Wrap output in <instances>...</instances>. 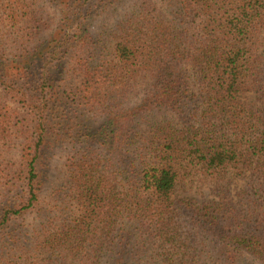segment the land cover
<instances>
[{"label": "trees", "instance_id": "trees-1", "mask_svg": "<svg viewBox=\"0 0 264 264\" xmlns=\"http://www.w3.org/2000/svg\"><path fill=\"white\" fill-rule=\"evenodd\" d=\"M0 264H264V0H0Z\"/></svg>", "mask_w": 264, "mask_h": 264}, {"label": "rangeland", "instance_id": "rangeland-1", "mask_svg": "<svg viewBox=\"0 0 264 264\" xmlns=\"http://www.w3.org/2000/svg\"><path fill=\"white\" fill-rule=\"evenodd\" d=\"M242 99H246L248 101L254 100V96L250 94H244L241 97ZM50 171L51 173L56 171L58 169V161L53 158L50 161ZM176 195L180 196H188L192 198H197V199H210L212 197L210 191L208 188L201 186L199 184H194V185H179L176 188L175 191Z\"/></svg>", "mask_w": 264, "mask_h": 264}]
</instances>
